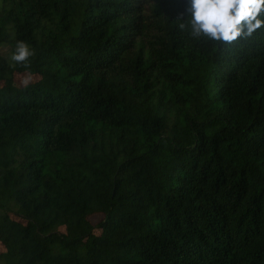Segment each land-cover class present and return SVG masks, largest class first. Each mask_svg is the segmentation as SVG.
<instances>
[{
    "label": "trees",
    "instance_id": "16d2710c",
    "mask_svg": "<svg viewBox=\"0 0 264 264\" xmlns=\"http://www.w3.org/2000/svg\"><path fill=\"white\" fill-rule=\"evenodd\" d=\"M185 8L0 0V264H264V28Z\"/></svg>",
    "mask_w": 264,
    "mask_h": 264
},
{
    "label": "clouds",
    "instance_id": "9594fccd",
    "mask_svg": "<svg viewBox=\"0 0 264 264\" xmlns=\"http://www.w3.org/2000/svg\"><path fill=\"white\" fill-rule=\"evenodd\" d=\"M182 19L193 37L230 45L264 28V0H186ZM32 55L28 44L18 41L10 59L23 64Z\"/></svg>",
    "mask_w": 264,
    "mask_h": 264
},
{
    "label": "rangeland",
    "instance_id": "374dc122",
    "mask_svg": "<svg viewBox=\"0 0 264 264\" xmlns=\"http://www.w3.org/2000/svg\"><path fill=\"white\" fill-rule=\"evenodd\" d=\"M37 79H38L37 76L31 75V74H28V73H16L15 74V81L20 86H24V85H26L28 83H32V82L36 81ZM101 218H102V215L95 214V215H92L90 217V220H91V222L93 224H97L101 220ZM14 219H16L18 221H22L21 219H18L17 217H14ZM95 232H98V230H96ZM2 249H3V247H2V244L0 243V251Z\"/></svg>",
    "mask_w": 264,
    "mask_h": 264
}]
</instances>
